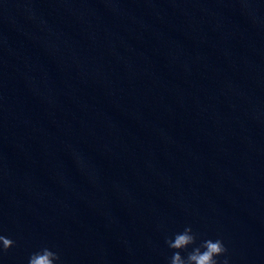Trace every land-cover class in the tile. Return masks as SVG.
Returning a JSON list of instances; mask_svg holds the SVG:
<instances>
[{"label": "water", "instance_id": "95a60500", "mask_svg": "<svg viewBox=\"0 0 264 264\" xmlns=\"http://www.w3.org/2000/svg\"><path fill=\"white\" fill-rule=\"evenodd\" d=\"M187 225L264 264V0H0V264H168Z\"/></svg>", "mask_w": 264, "mask_h": 264}, {"label": "clouds", "instance_id": "9594fccd", "mask_svg": "<svg viewBox=\"0 0 264 264\" xmlns=\"http://www.w3.org/2000/svg\"><path fill=\"white\" fill-rule=\"evenodd\" d=\"M197 240L198 234L191 225L167 237L165 242L172 251L168 264H231L228 248L222 238H208L199 243ZM14 245L13 239L0 234V252H7ZM28 264H63V261L58 252L45 246L29 256Z\"/></svg>", "mask_w": 264, "mask_h": 264}]
</instances>
